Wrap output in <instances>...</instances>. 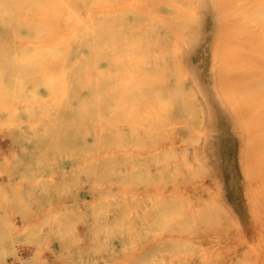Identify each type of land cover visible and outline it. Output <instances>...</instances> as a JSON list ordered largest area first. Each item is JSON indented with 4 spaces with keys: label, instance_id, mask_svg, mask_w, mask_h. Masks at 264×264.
<instances>
[{
    "label": "rangeland",
    "instance_id": "rangeland-1",
    "mask_svg": "<svg viewBox=\"0 0 264 264\" xmlns=\"http://www.w3.org/2000/svg\"><path fill=\"white\" fill-rule=\"evenodd\" d=\"M79 1L43 50L55 93H9L1 76L0 264H263L257 218H243L258 201L245 149L257 120L263 147L264 14ZM22 48L4 45L10 63Z\"/></svg>",
    "mask_w": 264,
    "mask_h": 264
},
{
    "label": "bare ground",
    "instance_id": "bare-ground-1",
    "mask_svg": "<svg viewBox=\"0 0 264 264\" xmlns=\"http://www.w3.org/2000/svg\"><path fill=\"white\" fill-rule=\"evenodd\" d=\"M105 1L108 0H93L94 4H100V3L104 4ZM116 1L124 3L126 0H115V2ZM212 1L217 3L218 8L216 9V13L219 20H222L224 24H228L230 22V17H234L235 18L234 22H237L242 17L244 18L251 17L252 14H256V13L264 14V0H197V5L195 7L200 14L204 13L207 15H213V10L211 8ZM103 7H101V9ZM83 8H84V4H82V2H80L79 0H0V93H3L4 88H6L5 86H2L1 83L2 81L1 76L4 71H9L14 76V80L10 81L7 85L6 90L9 93H41L40 88L42 89V93L44 92L55 93V86H54L55 83L51 78L50 64L47 61L46 57L44 56L43 50L51 47L53 44L56 43L58 31L62 30L66 33L70 28L71 22L75 20H80L83 17ZM167 12L169 15H172L174 13V10L172 7H169ZM123 17H124V10L121 9L115 15L106 18L104 29L107 31L109 30L112 31L113 30L112 22H114L115 20H117L118 23H120V25H123L122 24ZM91 20L93 21L92 18ZM10 39L15 40V47L17 49L23 47L22 55L20 56L21 58L15 56L14 60L9 59V60H13L12 63L8 61L9 58L8 54L4 50V45L8 44V41ZM89 42L93 43L91 41ZM199 49L201 50V48ZM196 59H194V61ZM217 62L221 67H224L226 65V61L220 58V56H218ZM231 77L232 79H234L233 76ZM77 80L78 79H76L75 81ZM104 98H102V102L103 99L105 102H107L106 97ZM258 124L259 123L257 120V125L254 122L253 125H249L247 134L250 135L252 129L255 128V125L258 126ZM263 132L264 131H262V133H258V137L264 147ZM249 135L247 137L246 149H245L246 160L248 162L246 164L247 173H248L247 176L250 179V190H251L250 196L252 197L253 200L258 199V201L257 203L249 202L246 208L247 213L244 216L245 218H243V221L244 224L245 222L247 224V222L250 220V216L252 217V215L255 214V217L257 218L255 223L258 224V230L256 229L257 227L255 229L256 231H258L259 234L258 237L259 239H257L255 235V238L257 240L256 244H258V240H259L260 241L259 253L264 257V148L263 147L260 148L258 150V153H256L255 143L252 141V139L249 138ZM133 145H134L133 148L137 150L143 145V142H136L133 143ZM251 173L255 175L251 177L250 176ZM260 175L262 176V178H259ZM132 177H133V182L139 181L138 174L136 172L134 174V172L132 171ZM238 226L240 225L238 224ZM243 227L244 225H242V228ZM238 230L242 232V229H240V227ZM243 230L247 231L245 227ZM250 232L251 233L249 235L253 236L252 230ZM248 236H244L243 238ZM252 236H250L251 240L253 238ZM190 238L192 239V237ZM201 238L202 237H199L198 240H200ZM240 244L241 243H239L238 246ZM235 245L237 244H234V246ZM249 246L251 247V244ZM252 246L254 248L255 245L252 244ZM257 246L258 245H256V247ZM236 248H234V250ZM256 251L257 250H255V252ZM256 253L255 255L259 254ZM250 254L252 255V253ZM255 255H253L254 258ZM254 258H252V260ZM259 259L262 260L261 258ZM254 261H256V258ZM252 263L254 264L255 262L252 261Z\"/></svg>",
    "mask_w": 264,
    "mask_h": 264
}]
</instances>
